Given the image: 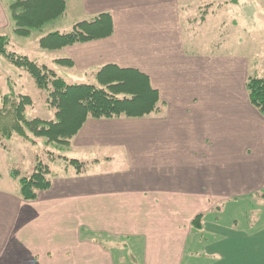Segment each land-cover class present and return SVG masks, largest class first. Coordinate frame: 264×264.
Masks as SVG:
<instances>
[{"label":"crops","instance_id":"1","mask_svg":"<svg viewBox=\"0 0 264 264\" xmlns=\"http://www.w3.org/2000/svg\"><path fill=\"white\" fill-rule=\"evenodd\" d=\"M205 1L78 0L80 19L110 13L113 31L55 50V60L73 62L67 81L93 83L109 64L136 69L159 92L160 108L142 118L88 119L67 154L90 170L54 176L35 200L22 199L7 171L0 264H264V226L251 239L235 216L222 218L236 211L237 197L264 190V117L246 88L253 58L232 50L237 34L220 15L226 9L194 21L190 6ZM261 3V13L244 18L246 32L264 34ZM7 22L0 4V29ZM239 110L246 128L236 123ZM222 114L233 127L222 128ZM223 191L233 199L227 210L215 204Z\"/></svg>","mask_w":264,"mask_h":264},{"label":"trees","instance_id":"2","mask_svg":"<svg viewBox=\"0 0 264 264\" xmlns=\"http://www.w3.org/2000/svg\"><path fill=\"white\" fill-rule=\"evenodd\" d=\"M65 0H15L8 11L17 31L25 33L30 28L55 20L62 15ZM113 31L110 13H101L70 31H55L40 40L42 48L59 49L79 42L108 37ZM0 44L4 51L5 43ZM11 61L24 68L41 88L51 89L49 102L57 108V122L40 119L27 121L25 112L32 104L30 99L3 98L0 109V138L10 139L13 135L26 136L27 132L43 136L50 141H68L75 137L88 119L142 118L158 112L159 92L151 86L148 75L136 69H122L116 64L104 66L97 74L98 85L70 83L56 75L53 69L31 61L27 56H17ZM14 63V64H15ZM59 64H70V59L57 60ZM246 83L250 103L264 117V77H250ZM51 84V85H50ZM40 157V156H38ZM53 161V160H52ZM91 162L72 159L65 171L82 174ZM14 169V168H13ZM19 169L10 171L11 176L20 174ZM52 165L37 160L31 174L21 176V197L35 200L40 191L49 189L52 178L57 176ZM199 217L194 221L197 222Z\"/></svg>","mask_w":264,"mask_h":264},{"label":"rangeland","instance_id":"3","mask_svg":"<svg viewBox=\"0 0 264 264\" xmlns=\"http://www.w3.org/2000/svg\"><path fill=\"white\" fill-rule=\"evenodd\" d=\"M13 1L15 0H0V4L3 6V11L5 15L7 14L8 18L7 27L5 29H0V44L8 40L7 44L5 43L3 48L4 51H0V109L3 107L4 97L13 98L16 103H18L20 99H30L32 104L27 107V110L24 113L27 121L40 119L45 122H57V108L52 106L49 102L51 89L39 87L35 79L28 73V71L17 66L15 62L14 64L11 61V58L15 59L17 56L22 55L27 56L31 61L36 62L41 66L44 65L53 69L58 77L67 81L69 74L73 72V70H69L67 68L72 67L73 63L72 65L62 64L64 66L62 69L64 72L62 70L61 72L55 70L54 63H56L57 60H65L68 58L55 60L56 49L42 48L40 40L55 31H70L76 25L84 24V21H87L88 19H80L79 15H81V7L79 6L78 0H72V2L71 0H65V9L62 11L61 17L52 20L41 27L38 25L35 28H30L25 33H19L17 31L16 23L12 21L9 11H6L5 8L6 5H9ZM262 1L263 0H206L205 3L200 5V7L199 5L190 6V11L195 13L193 14L195 15V22L203 21L205 16L213 9H226L225 11L223 10L224 12L220 15L223 19H227L229 27L236 29V31L232 33V36L234 33L237 34V38L232 37L231 39L232 50L239 54H246L253 58V68L247 76V80L250 77H264V45H262L264 41V34L262 33V30L259 29L251 30L249 28V32H246L247 29L246 26H244V18L247 14H251L250 9L257 10L261 13ZM229 34L230 32L228 30L225 31L226 39H229ZM235 40L237 42V46L233 49V42ZM250 45L254 46V48ZM224 49L225 47L220 48V50ZM253 51L255 52L253 53ZM83 80L84 81L77 82L100 86L96 80L93 83L87 79ZM239 104L242 105V103ZM244 115H246V113L239 110V116L236 122L239 128H246L247 124L244 123L246 116ZM220 121L222 123V128L230 127L229 118L226 115L222 114ZM233 125L234 122L232 121L231 127H233ZM239 132H241V134H239L240 138L243 136L244 129H239ZM75 137H73L69 143L68 141L63 140L60 142L50 141L48 138L43 136L37 137L31 132H27L26 136L15 134L11 136L10 139L1 137L0 174H2L3 177L0 184L8 186V180H6L7 173L14 169L21 170L19 176H11L14 181L19 182L21 176L31 174L35 163L39 159L42 160L43 163L52 165L54 172L59 175L73 174V171L72 173L65 171L64 167L68 166L72 159H78L70 157L69 153L67 154V148L71 146ZM78 160L82 162L85 161L81 159ZM90 168L91 166L88 167L87 172ZM230 192L234 193L233 191ZM238 193L240 195L246 193V191L239 190ZM222 196L223 197H220V199L215 198V204L220 208V210H227L230 206V200L233 199L227 197L228 193H226V191H223ZM236 200L238 201L236 211L232 213L228 212V214L222 215L223 221L229 224L230 221H233V217L235 216L234 221L238 224V231L252 239L255 237L254 235H256L257 230L263 228L264 226V190L256 191L253 196L237 197ZM198 217V221H201L202 215L195 216V219ZM250 224L255 225V227H248ZM249 231H252L255 234L250 235ZM260 232L261 231H259V233ZM82 235L85 236V231ZM252 250L253 253H257L256 248H252ZM116 264L134 263L129 261L122 262L121 259L119 260V258H116Z\"/></svg>","mask_w":264,"mask_h":264}]
</instances>
